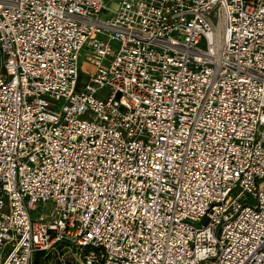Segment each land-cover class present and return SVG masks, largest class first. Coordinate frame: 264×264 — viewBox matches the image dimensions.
Here are the masks:
<instances>
[{
    "label": "built area",
    "instance_id": "1",
    "mask_svg": "<svg viewBox=\"0 0 264 264\" xmlns=\"http://www.w3.org/2000/svg\"><path fill=\"white\" fill-rule=\"evenodd\" d=\"M0 54V264H264V0H0Z\"/></svg>",
    "mask_w": 264,
    "mask_h": 264
},
{
    "label": "rangeland",
    "instance_id": "2",
    "mask_svg": "<svg viewBox=\"0 0 264 264\" xmlns=\"http://www.w3.org/2000/svg\"><path fill=\"white\" fill-rule=\"evenodd\" d=\"M108 5L111 8L114 7V5L112 3H109ZM101 17H102V19H108L109 18L108 15H103ZM84 54H86V51H83V56L80 59V65H81L82 69L86 70L88 67L86 66V59H85ZM0 60L3 61L1 54H0ZM86 81H87V76H85V74L81 71L80 82L86 83ZM34 264H35V262H34ZM39 264H61V263L59 262L57 256H49L45 259L40 260Z\"/></svg>",
    "mask_w": 264,
    "mask_h": 264
},
{
    "label": "trees",
    "instance_id": "3",
    "mask_svg": "<svg viewBox=\"0 0 264 264\" xmlns=\"http://www.w3.org/2000/svg\"><path fill=\"white\" fill-rule=\"evenodd\" d=\"M42 256H43L42 254L37 255V257H36V259H35L36 261H34L35 264H39V262H40Z\"/></svg>",
    "mask_w": 264,
    "mask_h": 264
}]
</instances>
